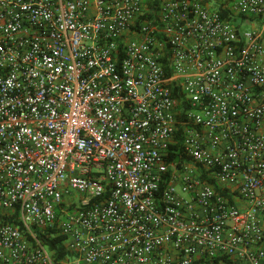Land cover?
Listing matches in <instances>:
<instances>
[{
  "label": "built area",
  "instance_id": "obj_1",
  "mask_svg": "<svg viewBox=\"0 0 264 264\" xmlns=\"http://www.w3.org/2000/svg\"><path fill=\"white\" fill-rule=\"evenodd\" d=\"M0 215V264H264V0H0Z\"/></svg>",
  "mask_w": 264,
  "mask_h": 264
},
{
  "label": "trees",
  "instance_id": "obj_2",
  "mask_svg": "<svg viewBox=\"0 0 264 264\" xmlns=\"http://www.w3.org/2000/svg\"><path fill=\"white\" fill-rule=\"evenodd\" d=\"M204 1H208V0H204ZM168 75H171L170 70H168ZM171 86L173 89L174 96L178 98L180 102V107H185L186 102L184 100V94L182 93L181 88L175 82L172 83ZM181 140H182L181 135L180 133H178L175 138V141H176L175 144L171 146V150L169 154L170 160H175L178 162V161L187 160L189 158L183 151ZM208 173L209 172L204 171V170L201 171V174L204 177V179L208 181L209 183H211L214 187H216V189H219L215 181L208 176ZM166 183L167 182L165 181L162 184V187H164ZM2 219L7 220V219H10V217H7V216L4 217L0 215V220ZM52 232L53 231L40 230L38 233L41 239L43 240V243L54 252L57 259L64 260L66 258H70L71 254L66 249L65 238L62 235H56Z\"/></svg>",
  "mask_w": 264,
  "mask_h": 264
},
{
  "label": "rangeland",
  "instance_id": "obj_3",
  "mask_svg": "<svg viewBox=\"0 0 264 264\" xmlns=\"http://www.w3.org/2000/svg\"><path fill=\"white\" fill-rule=\"evenodd\" d=\"M251 26H252V25H248V24H246L245 27H244L243 29H249V28H251Z\"/></svg>",
  "mask_w": 264,
  "mask_h": 264
}]
</instances>
